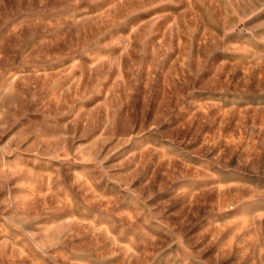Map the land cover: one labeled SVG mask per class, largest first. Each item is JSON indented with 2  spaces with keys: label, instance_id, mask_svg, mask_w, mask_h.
<instances>
[{
  "label": "rangeland",
  "instance_id": "1",
  "mask_svg": "<svg viewBox=\"0 0 264 264\" xmlns=\"http://www.w3.org/2000/svg\"><path fill=\"white\" fill-rule=\"evenodd\" d=\"M0 264H264V0H0Z\"/></svg>",
  "mask_w": 264,
  "mask_h": 264
}]
</instances>
